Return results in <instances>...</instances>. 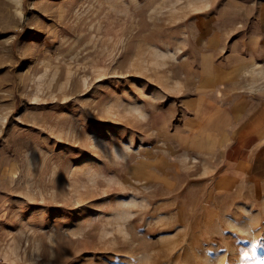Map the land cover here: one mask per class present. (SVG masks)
Segmentation results:
<instances>
[{"label":"rangeland","instance_id":"obj_1","mask_svg":"<svg viewBox=\"0 0 264 264\" xmlns=\"http://www.w3.org/2000/svg\"><path fill=\"white\" fill-rule=\"evenodd\" d=\"M208 5L0 0V264H264V197L184 142Z\"/></svg>","mask_w":264,"mask_h":264},{"label":"crops","instance_id":"obj_2","mask_svg":"<svg viewBox=\"0 0 264 264\" xmlns=\"http://www.w3.org/2000/svg\"><path fill=\"white\" fill-rule=\"evenodd\" d=\"M217 2L205 8V32L185 76L194 115L184 142L205 156L219 188L249 185L264 197V0L228 1L208 15Z\"/></svg>","mask_w":264,"mask_h":264},{"label":"bare ground","instance_id":"obj_3","mask_svg":"<svg viewBox=\"0 0 264 264\" xmlns=\"http://www.w3.org/2000/svg\"><path fill=\"white\" fill-rule=\"evenodd\" d=\"M248 223H249V222H248ZM253 244H254V242L252 241V242H251V244H250V245H251V247L253 246ZM255 252H256V251H255Z\"/></svg>","mask_w":264,"mask_h":264}]
</instances>
